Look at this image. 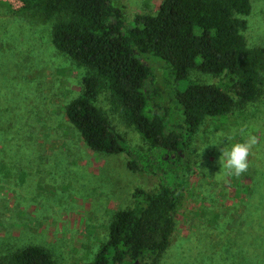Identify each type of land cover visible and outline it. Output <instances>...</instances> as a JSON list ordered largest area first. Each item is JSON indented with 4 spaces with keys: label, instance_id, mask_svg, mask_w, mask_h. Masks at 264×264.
<instances>
[{
    "label": "rangeland",
    "instance_id": "374dc122",
    "mask_svg": "<svg viewBox=\"0 0 264 264\" xmlns=\"http://www.w3.org/2000/svg\"><path fill=\"white\" fill-rule=\"evenodd\" d=\"M163 0H114L126 21L154 16ZM242 33L248 48H264V0H249ZM0 0V264L27 246L45 249L54 264H89L108 239L113 215L130 208L132 191H156L152 174L128 171L122 154L89 150L65 117L66 106L94 74L57 51L54 19L20 12ZM155 81L171 98L183 90L157 62ZM197 84L222 87L223 76L190 71ZM218 117H205L184 148L187 171L172 213V232L157 264H264V79L258 96ZM94 106L135 147L147 143L102 89ZM180 117L170 118L178 129ZM252 137L248 167L219 163L220 147Z\"/></svg>",
    "mask_w": 264,
    "mask_h": 264
},
{
    "label": "trees",
    "instance_id": "16d2710c",
    "mask_svg": "<svg viewBox=\"0 0 264 264\" xmlns=\"http://www.w3.org/2000/svg\"><path fill=\"white\" fill-rule=\"evenodd\" d=\"M20 12L54 19L51 42L60 53L94 74L83 78L82 93L65 117L86 147L104 155L122 154L129 172L152 174L155 192L132 191L133 204L116 212L108 239L89 264H157L172 232L187 171L184 148L205 117H218L253 101L264 79V48H248L242 33L249 0H163L156 15L126 21L114 0H18ZM161 62L183 90L171 98L155 81ZM198 71L226 83L197 84ZM147 143L129 145L93 102L102 89ZM180 117L178 129L170 118ZM11 264H54L38 246L9 256Z\"/></svg>",
    "mask_w": 264,
    "mask_h": 264
},
{
    "label": "clouds",
    "instance_id": "9594fccd",
    "mask_svg": "<svg viewBox=\"0 0 264 264\" xmlns=\"http://www.w3.org/2000/svg\"><path fill=\"white\" fill-rule=\"evenodd\" d=\"M254 143V138L250 137L246 143H234L230 146L220 147L218 150L221 152L223 159L219 163L224 168L234 171L235 174L244 172L248 167L247 157L250 147Z\"/></svg>",
    "mask_w": 264,
    "mask_h": 264
}]
</instances>
